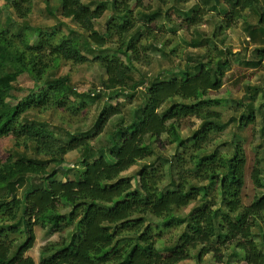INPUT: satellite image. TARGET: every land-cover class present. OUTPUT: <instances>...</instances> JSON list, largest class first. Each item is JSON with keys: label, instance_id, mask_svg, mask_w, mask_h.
Masks as SVG:
<instances>
[{"label": "trees", "instance_id": "1", "mask_svg": "<svg viewBox=\"0 0 264 264\" xmlns=\"http://www.w3.org/2000/svg\"><path fill=\"white\" fill-rule=\"evenodd\" d=\"M56 1L62 14H69L76 22L86 10L83 0ZM156 1L159 7L169 2ZM144 2L110 0L100 5L102 12L110 11L103 44L116 37V53L124 59L101 53L89 57L103 48V44L91 47L88 33H96L89 21L78 31L70 29L68 35L28 26L14 34L0 28V140L12 138L17 150L32 146L36 156H9L0 161V264L200 263L211 254L219 260L222 249L237 251L246 264H264V160L254 154L250 165L239 143L231 153H222L217 147L208 150L213 135L226 127L220 113L213 110L220 101L209 98L210 93L224 86L225 61L218 60L213 68V61L208 59L199 64L194 75L185 73L180 78L150 83L139 114L126 127L113 131L107 145L97 152L91 145L92 138L103 132L111 118L121 115L120 103L108 104L100 111L92 135L71 140L27 117L30 112L49 110L75 116L85 106L72 98L76 93L70 74L56 73L61 61L76 66L97 64L105 72L106 89L112 91L108 99H118L131 81L133 62H139L148 51L140 42H147L163 28L157 20L165 12L151 9L152 2L149 6ZM224 3L219 31L234 27L245 11L255 7L260 9L257 25L264 30V0ZM20 9L17 6L21 18L30 12V8L25 13ZM138 9L142 14L137 21L134 13ZM197 16L187 19L190 26L200 23ZM8 21L11 23V19ZM254 33H249L253 40ZM35 38L36 44H30ZM262 57L264 49L257 50L256 58ZM24 74L33 87L10 107L7 100L18 91L14 84ZM254 118L246 111L241 114L239 126L247 130ZM192 119L199 121V127L184 138L182 131ZM161 137L180 150L173 155L174 166L167 160H154L158 156L153 144ZM71 152L80 155L79 165L72 177L62 174L64 177L59 179L60 167ZM148 160L152 161L142 165L134 177H122L139 162ZM173 171L175 179L169 182L173 187L164 188ZM34 178L41 180L40 186L32 185ZM25 184L26 192L20 198L17 191ZM248 184L252 197L246 203ZM191 205L195 207L181 216ZM149 217L158 224L151 223ZM36 227L49 235L71 229L68 242L41 248L37 263L25 255L35 245ZM171 230L181 232L159 249L164 233ZM12 234H20L22 239H11Z\"/></svg>", "mask_w": 264, "mask_h": 264}, {"label": "rangeland", "instance_id": "2", "mask_svg": "<svg viewBox=\"0 0 264 264\" xmlns=\"http://www.w3.org/2000/svg\"><path fill=\"white\" fill-rule=\"evenodd\" d=\"M108 1L110 0H83L86 10L76 22L71 16H67L69 14L66 13V16L62 14V9L56 0H0V28L9 29L14 34L28 26L32 29H40L42 32L56 31L57 35L58 32L68 35L70 29L78 31L81 26L87 27L89 24L87 21H89V25L96 33H88L89 42L91 47L96 49L98 45L104 43L103 37H105L110 14L109 10L102 12V9L99 8L101 4ZM224 2L225 0H188L186 3H175L173 0H169L166 6L159 7L156 0H145L144 5H150L154 10L160 8L165 12V16L157 20L163 28L158 30L147 42H140L146 45L148 51L145 55H141L139 62H133L131 81L118 99H114L112 102L108 99L109 93L112 91L106 89L104 85L105 72L97 64L89 63L76 66L70 62L61 61L56 73L58 75L70 74L76 93V96L72 98L80 105L85 104V106L75 116L49 110L44 113L30 112L27 117L45 123L47 128L57 136L71 140L80 135H92L95 132L94 124L100 111L108 104L112 106L120 103L122 105L121 115L111 118L103 132L92 138L91 145L97 152V149L107 145V140L113 131L118 127H126L134 115L139 114L145 103L146 89L150 83L173 77L180 78L185 73L194 75L198 71L199 64L206 63L208 59H211L212 67L215 68L220 60L225 61L228 65L225 69L224 86L218 92L210 93L209 98L220 101V105L213 110L220 113L222 123L226 124V127L220 134L213 135L208 150L217 147L222 153H231L232 147L239 143L244 146L250 165L255 160L254 154H258V157L264 160V57L256 58L257 50L264 49V30L260 31L261 28L257 25L260 9L255 7L245 11L242 19L234 27L221 32L219 27L226 9ZM17 6H20L21 13H25L28 8H30V12L21 18L17 14ZM141 14V9L135 11L134 16L137 21L141 18ZM195 15H198L197 19L200 18V23L190 26L187 19ZM9 19H11V23L8 21ZM252 31H255L254 40L249 36ZM117 40L116 37H113L109 43L103 44V48L94 50L89 57L101 53L103 56L116 55L124 59L122 55L116 53ZM29 43L36 44V38L30 40ZM142 61L143 63H141ZM14 86L18 91H14L7 100L10 107L14 106L20 97L26 95L27 90L32 89L33 83L28 75L24 74L18 78ZM99 95L100 99L98 100L96 97ZM246 111L252 112L255 117L253 124L247 130L239 126L241 114H245ZM191 123L182 131L184 138L190 137L199 127L198 120L192 119ZM153 148L158 156L157 159H154L157 163L167 160L174 166L173 155H178L179 149L166 144L165 137H161L158 143L153 144ZM96 152L94 155L98 156L99 153ZM21 155L36 157L32 146L28 150L24 148L17 150L12 138L0 140V161H5L9 156L18 157ZM151 161L139 162L124 172L122 177H134L142 165ZM79 162L80 155L77 152L69 153L60 167L57 178L72 177ZM172 177L175 179L174 171L163 184L164 188L173 187L169 183ZM40 181L39 178H34L31 183L34 187H38ZM26 186L27 184L21 189L19 188L18 197H23ZM250 189L248 184L245 193L246 203L250 202L252 197ZM194 207L195 205H191L183 210L181 216H186ZM148 220L154 225L158 224L151 217ZM70 230L49 235L46 230L36 227L35 245L25 255L37 263L41 248L49 243H60L66 240L68 242ZM180 232L181 230L165 232L163 241L158 244L159 249L162 250L172 243ZM11 239L20 241L22 235L12 234ZM240 256L237 251L222 249L221 254L218 255L219 260H214L211 254L203 258L200 263L189 260L181 264H246Z\"/></svg>", "mask_w": 264, "mask_h": 264}]
</instances>
